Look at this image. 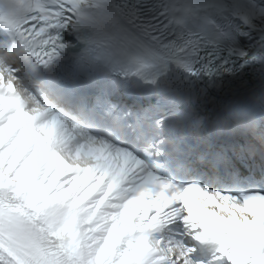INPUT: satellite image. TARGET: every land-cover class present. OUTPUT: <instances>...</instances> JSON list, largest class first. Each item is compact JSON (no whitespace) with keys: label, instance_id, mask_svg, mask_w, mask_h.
I'll use <instances>...</instances> for the list:
<instances>
[{"label":"snow or ice","instance_id":"obj_1","mask_svg":"<svg viewBox=\"0 0 264 264\" xmlns=\"http://www.w3.org/2000/svg\"><path fill=\"white\" fill-rule=\"evenodd\" d=\"M0 264H264V0H0Z\"/></svg>","mask_w":264,"mask_h":264}]
</instances>
